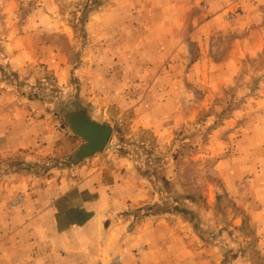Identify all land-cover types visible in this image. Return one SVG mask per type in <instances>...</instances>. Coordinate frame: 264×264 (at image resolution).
Instances as JSON below:
<instances>
[{
    "label": "rangeland",
    "instance_id": "obj_1",
    "mask_svg": "<svg viewBox=\"0 0 264 264\" xmlns=\"http://www.w3.org/2000/svg\"><path fill=\"white\" fill-rule=\"evenodd\" d=\"M191 9L216 23L210 34H181L191 68L202 69L187 90L205 104H187L195 118L164 136L133 131L139 101L129 96L149 91L139 81L158 57L141 40L185 33ZM73 107L113 127L108 147L80 162L72 157L84 141L61 118ZM93 159L112 171L123 162L147 196L108 214L120 229L104 237L100 261L184 264L165 262L170 248L206 257L188 264H264V0H0V254L26 192L77 182L96 172ZM145 218L189 234L146 249L135 243Z\"/></svg>",
    "mask_w": 264,
    "mask_h": 264
},
{
    "label": "crops",
    "instance_id": "obj_2",
    "mask_svg": "<svg viewBox=\"0 0 264 264\" xmlns=\"http://www.w3.org/2000/svg\"><path fill=\"white\" fill-rule=\"evenodd\" d=\"M189 21L185 33L165 34V38L169 39L167 42L159 41L158 36L157 40L152 37L143 42L141 40L140 47L144 49L149 46L160 60L158 57L152 58L150 73L140 78L139 86H145L147 89L150 87L149 91L134 98L129 96L131 98L129 103L132 104L133 100L139 101V111L135 112L131 120L133 131L141 129L150 131L156 136H164L187 120L195 118L196 110H194L196 113L190 112L187 104L191 103L194 109L199 110L202 109L201 105L204 106V102L192 98L190 89L187 90L191 87V82H195V79L191 80V72L197 70L202 75V69L199 71V63L197 68H191V52L188 48L189 45L191 46V41L188 43L189 40H187L184 44L186 35L181 34H210L211 31H217L216 23L208 12L193 11V9H191ZM249 21L245 16L242 25L248 24ZM125 39L127 40V37ZM187 55H190L188 60L185 57ZM163 59L167 61H162ZM203 61L206 63L205 58L199 59V62ZM116 63L117 61L114 66H117ZM104 65L106 66V63ZM121 85L115 84V87ZM123 101L124 109L125 100L116 98V102ZM84 163L87 162L82 164ZM89 163L97 167L96 159L90 160ZM121 164L124 171L122 169L107 170L100 163L95 173L84 174L85 169L82 179L77 182L60 180L56 184L26 192L22 211L19 214L11 213L14 215L11 220L13 223L11 235L6 240L9 243L5 250L1 251L0 264H99L98 255L102 250L108 249L104 237L109 238L108 231L116 232L118 235L120 229V220L109 219L108 214L120 215L131 203L147 198L146 191L132 188L141 185L145 190L141 182L143 180L132 174L127 166H123V162ZM104 217L108 218V221L104 220ZM22 224L23 227L25 225V229L27 228V233L25 240L21 241L20 233L18 236L17 234ZM180 226L181 230L179 228L173 230V225H167L158 220L154 223L152 218H145L137 226L136 230L139 233L135 243L146 249H153L154 243L172 242L176 239L177 231H185V236L181 238L186 239L190 229L184 228V225ZM96 235L103 241L96 240ZM112 238L113 235H111ZM3 242L5 239L1 237V249L4 248ZM167 249L172 251L170 248ZM170 251L167 256L172 255V257L169 256L165 262L172 263L175 260L188 264L190 260L195 263L206 259L201 255L196 256L197 258L191 256L190 259L180 250L175 253Z\"/></svg>",
    "mask_w": 264,
    "mask_h": 264
},
{
    "label": "water",
    "instance_id": "obj_3",
    "mask_svg": "<svg viewBox=\"0 0 264 264\" xmlns=\"http://www.w3.org/2000/svg\"><path fill=\"white\" fill-rule=\"evenodd\" d=\"M61 118L69 132L84 141L74 153L73 161L90 159L108 147L113 132L111 125L93 120L78 107L64 109Z\"/></svg>",
    "mask_w": 264,
    "mask_h": 264
},
{
    "label": "built area",
    "instance_id": "obj_4",
    "mask_svg": "<svg viewBox=\"0 0 264 264\" xmlns=\"http://www.w3.org/2000/svg\"><path fill=\"white\" fill-rule=\"evenodd\" d=\"M99 264H122V257L121 256H113L108 260H102Z\"/></svg>",
    "mask_w": 264,
    "mask_h": 264
}]
</instances>
